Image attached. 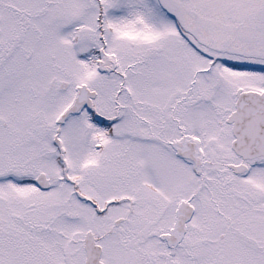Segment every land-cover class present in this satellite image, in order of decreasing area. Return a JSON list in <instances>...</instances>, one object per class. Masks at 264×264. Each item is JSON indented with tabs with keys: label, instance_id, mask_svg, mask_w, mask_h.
<instances>
[{
	"label": "snow or ice",
	"instance_id": "snow-or-ice-1",
	"mask_svg": "<svg viewBox=\"0 0 264 264\" xmlns=\"http://www.w3.org/2000/svg\"><path fill=\"white\" fill-rule=\"evenodd\" d=\"M0 264H264V0H0Z\"/></svg>",
	"mask_w": 264,
	"mask_h": 264
}]
</instances>
